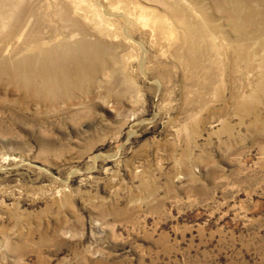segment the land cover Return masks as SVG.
<instances>
[{
  "label": "rangeland",
  "instance_id": "rangeland-1",
  "mask_svg": "<svg viewBox=\"0 0 264 264\" xmlns=\"http://www.w3.org/2000/svg\"><path fill=\"white\" fill-rule=\"evenodd\" d=\"M228 6L0 0V62L104 45L88 79L43 96L0 78V264H264V39L231 54Z\"/></svg>",
  "mask_w": 264,
  "mask_h": 264
},
{
  "label": "bare ground",
  "instance_id": "bare-ground-1",
  "mask_svg": "<svg viewBox=\"0 0 264 264\" xmlns=\"http://www.w3.org/2000/svg\"><path fill=\"white\" fill-rule=\"evenodd\" d=\"M24 1V0H23ZM26 1V0H25ZM223 0H216L219 4ZM229 4V19L234 20L230 25V30L215 29L219 35H223L227 41H229L231 54L236 55H251V43L254 39H264V12L257 13L252 7V0H226ZM264 4V0H260ZM224 5V4H222ZM22 8L19 7L20 14L17 15V27L21 28L28 24L29 18L33 16V7L30 4L22 3ZM18 7V5H17ZM264 11V9H263ZM257 15H261L257 20L254 18ZM15 17V18H16ZM181 26L186 28L185 35L189 42L187 50V60L190 64H200L203 59L201 58V50L198 46L200 33L195 25L186 19H180ZM40 39L36 38L34 41L38 42ZM5 47L4 50L8 52L10 46ZM104 45L100 42H92L87 35H83L75 45L71 46H55L49 49H42L40 53L43 54L42 58L35 63L36 58H32L30 63H20L15 61L7 64L6 62H0V78L5 77V74L11 73L14 79H18L19 82L32 87L30 78L34 76L35 79L41 81V87L38 85L40 94L42 87L48 79L46 86L53 88L54 83H63L65 86L80 84L82 79H88L92 72L95 58L103 54ZM260 52H264V47H259ZM264 57V55H262ZM264 65V59H263ZM45 89V88H44ZM45 95L42 92L39 96ZM243 103V102H242ZM244 104V103H243ZM199 264H208L202 262ZM239 264V263H232ZM247 264V263H245Z\"/></svg>",
  "mask_w": 264,
  "mask_h": 264
}]
</instances>
